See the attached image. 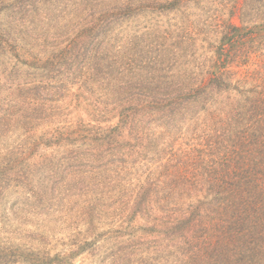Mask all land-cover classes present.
Returning <instances> with one entry per match:
<instances>
[{"label":"trees","instance_id":"trees-1","mask_svg":"<svg viewBox=\"0 0 264 264\" xmlns=\"http://www.w3.org/2000/svg\"><path fill=\"white\" fill-rule=\"evenodd\" d=\"M46 1L53 0H16L8 5L0 0L1 12L25 21L17 27L16 18L9 16L0 25V137L20 133L12 148H0V189L78 185L66 176L87 165L96 185L104 179L108 185H119L116 149L127 146V138L149 136L152 143L170 138L174 131L186 153L171 150L161 159L149 157V173L135 179V185H143L138 196L149 197V202L115 209L124 213L123 225L145 236L138 221L149 214V242L172 243L174 255L180 254L178 264H264V0L236 5L239 23L231 17L215 21L210 28L216 37L205 47L211 55L198 63L197 74L189 69L191 61L182 63L175 45L169 47L173 31L167 28L152 37L149 61L142 65L134 66L137 61L129 58L120 63L106 50L107 37L124 23L179 14L197 0H60L75 9V19L84 18L85 27L56 52L31 39V32L52 17L51 12L41 14ZM84 90L105 91L101 101L103 96L111 98L114 107L97 105L100 100L82 103ZM57 110L66 120L46 130L43 114ZM84 114L98 119L88 132L83 131ZM103 146L109 154L102 153ZM38 148L53 152L39 154L36 160ZM45 200L41 205H13L15 215L43 217V228L36 238L37 233L27 237L29 243L11 245L0 238V264H77L80 259L91 263L90 237L79 249L76 244L50 249L54 237L49 226L61 228L69 220L59 222L56 213L61 211L47 208L53 204ZM89 205V212L82 214L90 219L81 216V209L73 214L85 222V229L94 227L90 220L101 212ZM2 223L0 231L7 233ZM106 264L114 262L109 259Z\"/></svg>","mask_w":264,"mask_h":264},{"label":"rangeland","instance_id":"rangeland-1","mask_svg":"<svg viewBox=\"0 0 264 264\" xmlns=\"http://www.w3.org/2000/svg\"><path fill=\"white\" fill-rule=\"evenodd\" d=\"M4 1L7 3L6 5L13 3V1L16 2V0ZM241 3L242 0H197L194 5L179 14H171L168 17L163 16L156 21L141 19L136 22H126L124 26L114 29L115 34L113 33L114 35L112 34V36L109 35L107 37L103 33L104 39L107 37L109 40L106 50H111L112 55H108L110 57L116 56L120 63L125 64V59L129 58L137 61L133 64L134 66L142 65L149 61V46L153 41L152 37L158 34L157 32H162L165 30L164 28H167L168 31H173V35L170 36L168 41L169 47L175 45L173 49L177 51L176 53H178L182 63L191 61L192 64L189 69L192 74H197L199 71V68L196 67L198 63L206 56L211 55L210 50H206L205 47L207 44H211L216 37L215 30L210 27L216 20L221 22V20L229 17H231L232 22L239 23L235 14V7ZM42 6L40 7L41 14L51 12L52 17L48 16L46 23L41 22L31 32V39L39 40L41 45L48 46L50 51L56 52L58 50L55 48H64L66 46L64 40L72 38L74 34L79 33L80 28L85 27L82 24L84 18H81L82 20L79 18L75 19L77 14L75 9L60 0H57V2L55 0L46 1ZM79 12L81 10H78ZM9 16L16 18L17 24L15 26L17 27H21L25 23L13 13L5 14L0 11V25ZM28 21V25L33 26L32 19ZM175 31L179 32V36ZM41 38H46L47 40ZM105 40L102 43L103 45H107ZM12 41V39L8 40V42ZM49 54L41 57L46 58ZM95 87L100 88V84H96ZM74 89L76 90V87ZM104 92L98 90L86 92L84 90L85 100L82 103L88 101L91 104H95L97 100H100L101 103L97 105L107 104L109 108H113L114 104L111 102V98L103 96L104 100L101 101ZM77 107L78 103L73 104V111ZM43 115L45 116V121L48 122L47 126L44 125V127L49 131L59 127V121L66 120V116L61 115L60 110H57L54 114L44 113ZM52 117H55L54 121H50ZM82 120L85 123L83 131L88 132L98 119L84 114ZM103 122L105 123L106 120ZM89 124L91 126H87ZM18 134L20 133L13 132L10 135L1 136L0 148H12L13 142H16L15 137ZM178 138L179 134L173 131L170 138L167 136L166 139L152 140V143L149 142V136L127 138V146L124 143L119 147L118 142L117 148H119L118 150L116 149V160L120 170L119 181L121 184L119 185H108L105 179L102 185H96L97 180H92L90 175H88L92 172L90 171L92 169L88 168L87 165L80 169H75L76 171H71L70 175L66 176L68 182L73 181L78 185H10L6 190L0 189V227L3 226L2 221H5L7 226V229L3 228L7 233L0 231V238L9 241L11 245H20L29 243L27 237L31 233H37L35 238L39 236L43 228L40 222L43 217L31 213V217L26 219L24 214L15 215L12 207L17 202L23 203L22 201H29L32 205H41L44 198H47L45 201L51 200V204H53L47 208L58 207V210L61 211L59 214L56 213L59 222L66 221L64 219L69 220L61 228L58 225L54 226L53 223L49 226L51 233H53L51 238L54 237L50 249L60 251L62 245L66 244L72 247L76 244L78 248L75 249H79L83 247L80 242L88 244L84 241L90 237L92 240L89 243H92L94 249V256H91L90 264H106L109 259L114 264H178L180 254L174 255L177 250H172L174 249L172 243L149 242V231H146L149 228V214H143L139 218L138 225L143 230V233L146 234L145 236H140V232L128 229L127 224L123 225L125 218L122 211V214L118 211L115 212V209L125 210L129 208L134 201L149 202V197L138 196L143 185H135V179L149 173V157L161 159L164 154H170L171 150L183 156L186 153L185 145L182 143L184 141ZM164 143H167L168 146ZM85 146L87 147V145ZM23 150L24 148H20V152ZM37 152L39 153H34L36 160L39 154L49 155L53 150L46 148L41 151L38 148ZM102 153L109 154L110 150L103 146ZM106 162L109 163V161ZM103 175L105 174H102L101 177ZM13 187L15 188L11 189ZM16 187L22 188L16 189ZM60 195L64 197L61 201L58 198ZM92 203L93 210L98 207L101 212L95 213L90 220L95 223L94 227L89 226L85 229L83 228L86 226H83L85 222L73 218V214L77 209H81V214L83 210L84 212H89L91 207L89 204ZM15 206L17 207L18 205ZM3 212L6 213L4 217L2 216ZM81 216L90 219L86 213ZM94 241L95 244H93ZM31 246L35 247L34 250L36 249V246ZM164 248V252L159 251V249ZM80 260H77L76 263L83 264ZM85 264H89L88 259Z\"/></svg>","mask_w":264,"mask_h":264}]
</instances>
